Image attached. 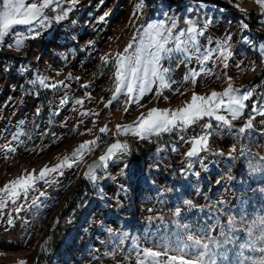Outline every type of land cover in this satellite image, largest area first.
Here are the masks:
<instances>
[{
    "label": "rangeland",
    "instance_id": "rangeland-1",
    "mask_svg": "<svg viewBox=\"0 0 264 264\" xmlns=\"http://www.w3.org/2000/svg\"><path fill=\"white\" fill-rule=\"evenodd\" d=\"M203 2L208 5L207 11L213 22L200 38L201 45L206 40L222 42L230 33L234 56L229 67L223 69L213 56L205 65L211 72L198 76L193 85L191 79L183 82L187 67L181 64L177 68L176 61H173L171 80L174 82L171 86L162 91L159 99L154 96V86L153 91L141 99L143 107L128 105L127 113L121 103L126 99L123 96L109 108H104L114 90L111 79L113 58L123 51L141 25L159 19L165 10L175 13L181 21L180 27H186L182 21L192 0H145L146 6L138 14L139 19L132 15L137 0H79L66 20L59 24L53 22L36 39L27 40L19 51L9 49L7 44L10 41L7 39L4 45H0V146L8 143L14 133H24L19 137L23 144H13L17 152L7 154L8 159L0 149V187L33 169L38 173L45 165L54 166L65 156H71L74 149L85 141L97 140L99 145L92 153L86 154L79 165L65 168L63 175L47 185L39 183L37 190L29 194V201L39 197L41 191L46 195L35 206L21 211L18 217L13 213V226L8 224L9 211L13 206L9 204L4 210L0 215V264H18L21 260L33 264L41 252L40 246L51 237L57 218L60 220L58 226L63 227L64 232L49 264H135L134 243L139 241L142 246H150L157 236L156 227H150L146 217L163 215L171 221L173 218L168 214L175 207H182L184 199L193 200L198 207L208 203L202 194L207 195L212 204L224 201L222 207L236 214L238 219L243 215L250 220L264 213V193L261 191L264 189V171H251L252 167L264 169V163L258 159L264 156V135L259 132L262 117L253 121V129L240 141L228 131L221 133L214 123L212 131L215 134L209 142L210 151L193 158L195 163L186 176L180 175L179 170L185 159L183 153L190 144L179 140L176 133L153 137L151 142L140 141L131 135L113 138L117 125L132 124L141 113L152 107L178 109L190 101L194 91L203 95L213 90L223 91L229 82L225 76L231 77L235 88L246 89L261 84V92H264V84L261 83L264 81V65L259 63L256 49L240 40L241 24L246 23L249 30L242 34L256 45L264 42V26L259 24L261 8L255 0ZM105 12L110 15L100 22ZM243 13L255 14L256 23L249 24ZM48 15L51 17L53 14L49 11ZM15 31L23 32L24 27L16 26ZM89 42L93 47H88ZM211 46L214 47L215 43ZM105 55L109 56L106 67L100 61V57ZM253 60L256 61L255 71L250 70ZM238 63L241 64L240 69L236 67ZM188 67L199 72L195 59ZM37 73L51 82L65 81L69 87L47 90L53 94V99L50 104L43 105L35 92L36 87H28V81ZM70 74L71 80L68 79ZM253 79L255 82L252 84ZM177 89L183 95L177 93ZM65 93L69 103L60 109L59 115H53ZM85 93L91 98L88 99ZM75 99H83V106L74 105ZM248 103L250 105L251 101ZM37 108L41 110L39 116L35 115ZM81 111H88L89 115L81 117ZM93 112L99 115H92ZM249 115L250 108L234 125L243 124ZM93 121H96L95 126ZM204 122L192 126L187 137L200 134ZM105 126L107 132L100 133L99 129ZM89 128L91 133L83 134ZM45 131L48 133L46 136L43 135ZM116 139L128 142L130 152L122 160L109 162L104 173L108 178L98 181L93 187L83 178V170ZM54 140L58 142L53 143ZM233 144L238 152L242 144L246 147L244 157L237 155L235 160L227 159L229 147ZM132 145L138 148L137 155ZM173 147L177 151L173 152ZM220 151L222 156L214 155ZM201 158L203 163H200ZM124 164L127 165L125 174L118 175ZM229 175L232 179H228ZM217 180L221 183L217 184ZM165 188L174 191L163 197L165 203L161 204L159 193ZM74 189L85 192L75 202L69 203V195ZM149 208L155 211L149 213ZM198 215L194 210H185L184 222L196 225ZM226 219L227 216L224 217L225 222ZM108 229L112 232L109 233ZM240 235L243 237L244 233Z\"/></svg>",
    "mask_w": 264,
    "mask_h": 264
},
{
    "label": "snow or ice",
    "instance_id": "snow-or-ice-1",
    "mask_svg": "<svg viewBox=\"0 0 264 264\" xmlns=\"http://www.w3.org/2000/svg\"><path fill=\"white\" fill-rule=\"evenodd\" d=\"M78 2L79 0H0V45H4L7 39L10 41L7 47L19 51L27 40L36 39L53 22L59 24L66 20L75 10ZM255 3L262 10L259 13L261 17L259 24L264 26V0H255ZM145 6V0H137L133 18L139 19L138 14ZM207 9L208 5L203 0H192L182 21L186 27H180L181 21L177 15L167 10L162 12L159 19L147 21L141 25L123 51L118 52L113 58L114 73L111 79L114 81V90L110 99L104 103V108H109L121 96L126 98L121 101L125 113L128 112V105L136 104L138 107H143L140 104L141 99L152 92L154 86V96L159 99L162 91L168 89L174 82L171 80V73L174 70L173 61H176L177 68L181 64L187 67L183 82L187 83L191 79L193 85L198 76L211 72V69L206 68L205 65L213 59V56L216 57L217 64L227 69L229 61L234 56L231 50V34H227L222 42L206 40L203 46L200 42V38L213 22ZM219 10L223 11V9ZM49 11L53 14L51 17L48 15ZM108 15L110 13L105 12L100 17V22H103ZM16 26H23L24 31L13 32ZM241 30V42L255 48L259 63L264 65V42L256 45L248 36L242 34L249 30L246 23L241 24ZM213 43H215L214 47L211 46ZM88 47H93L92 42H89ZM83 50L85 49H81ZM193 59L199 64V72L188 67ZM100 61L103 66H108L109 56H101ZM236 67L240 69L241 64L238 63ZM255 68L256 61L253 60L250 62V70L255 71ZM225 78L229 82L223 91L213 90L207 95L197 94L194 91L190 101L178 109L152 107L146 113H141L132 124L117 125L113 138L131 135L140 141L151 142L153 137L160 138L176 133L179 140L190 144V148L183 153L185 159L179 170L180 175H188L192 164L195 163L193 158L200 157L202 152L210 151L209 142L215 134L212 131L214 123L221 133L228 131L230 135H235L237 141H240L253 129V121L257 117L264 118V92L255 85L246 89L235 88L231 83V77L225 76ZM68 79H72L71 74ZM76 79L79 80L78 77ZM261 83L264 84V81ZM28 87L29 89L36 87L37 91L39 89L54 91L61 87L68 88L69 85L65 81L51 82L49 78L37 73L28 81ZM81 87L87 88L89 85H81ZM176 91L179 93L178 89ZM179 94L183 95V93ZM85 95L88 99L91 98L90 94L85 93ZM249 101H251L250 105ZM68 103V95L65 93L52 114L59 115L60 109ZM83 104V99L74 100V105L83 106ZM249 108L250 115L243 124L235 126L234 122L244 116ZM40 111L37 108L35 115L39 116ZM91 114L99 115L96 112ZM79 115L87 117L89 112L81 111ZM201 121H205L201 125V133L187 137L188 130ZM95 123L96 121H93V126ZM260 125L259 132L264 135V119L260 120ZM107 130L105 126L101 127L99 132L103 134ZM91 131V128L86 129V133L83 134L91 133ZM21 135L24 133L19 131L14 133L8 143L0 146V149L4 151L5 159H8L7 154L17 152V147L12 146L13 144H23V141L19 140ZM43 135H48L47 131ZM56 142L58 141H53V143ZM98 146L97 140L85 141L74 149L71 156H65L54 166L45 165L38 173L33 169L32 172H26L5 183L3 187H0V215H3L4 210L11 204L13 207L9 211L8 224L13 226L14 218L18 217L21 211L35 206L46 195L41 191L39 197L29 201V194L37 190L39 183L49 184L51 180L63 175L65 168L71 169L74 165L82 163L85 155L92 153ZM172 151L175 152L177 149L173 147ZM129 152L130 144L116 139L96 161L87 166L83 178L96 187L98 181L108 178L104 173L107 172L109 162L122 160ZM245 154L246 147L243 144L239 152L233 144L229 147L227 159L235 160L237 155L244 157ZM214 155L222 156L223 152L220 151ZM258 159L264 163V156ZM200 163H203L202 158ZM126 168L127 165L124 164L118 175H124ZM251 171L255 173L264 169L252 167ZM195 175L198 176L199 173ZM112 178L115 179V177ZM228 179L232 177L229 175ZM216 183L220 184L221 181L217 180ZM173 191L172 188L163 189L159 193L161 197L159 202L165 203L163 197ZM261 191L264 193V189ZM202 196L208 202L207 204L198 207L193 200L184 199L182 207L177 206L169 213L173 218L171 221L163 215L146 217L147 224L150 227L153 225L156 227L157 236L150 246H142L139 241L134 243L135 264H264V213L250 220L243 215H240L238 219L236 214L222 207L224 201L212 204L207 195L202 194ZM185 210H194L200 214L196 225L184 222ZM147 211L152 213L155 209L149 208ZM225 216H227L226 222ZM68 222L70 223L71 220ZM59 223L60 220L57 218L53 224V230ZM108 231L111 233L112 229ZM241 232L244 233L243 237L240 235ZM149 235L152 233L149 232ZM120 239L122 240L123 237ZM50 240L51 237L40 246L41 254H47ZM18 264H26V261L21 260Z\"/></svg>",
    "mask_w": 264,
    "mask_h": 264
},
{
    "label": "trees",
    "instance_id": "trees-1",
    "mask_svg": "<svg viewBox=\"0 0 264 264\" xmlns=\"http://www.w3.org/2000/svg\"><path fill=\"white\" fill-rule=\"evenodd\" d=\"M243 16L247 17V21L249 22V24L254 25L256 23V15L253 13H243ZM255 82V80L253 79V81H251V83L253 84ZM258 86L259 90L262 91L263 90V86L261 84L259 85H255ZM36 94L39 96V98L41 99V101L43 102V105H48L51 103L52 99H53V94L47 90H43V89H39V91H37V88H34ZM131 148L133 149V152L135 155L138 154L139 150L138 148H136V146H131ZM85 192V190H72L71 194L69 195L68 198V202L70 203L75 202L80 195ZM169 215V214H168ZM64 232V228L57 226L54 230L51 231V238H52V242L49 244L48 246V252L47 254H41L38 253V255L36 256L34 263L33 264H49L50 263V258L53 254V252L55 251V249L58 246V242L60 237L63 235Z\"/></svg>",
    "mask_w": 264,
    "mask_h": 264
},
{
    "label": "water",
    "instance_id": "water-1",
    "mask_svg": "<svg viewBox=\"0 0 264 264\" xmlns=\"http://www.w3.org/2000/svg\"><path fill=\"white\" fill-rule=\"evenodd\" d=\"M98 158H94V159H92L91 161H89L88 162V164L86 165V167L84 168V170H83V175H84V172L87 170V166L88 165H90V164H92L94 161H96Z\"/></svg>",
    "mask_w": 264,
    "mask_h": 264
},
{
    "label": "bare ground",
    "instance_id": "bare-ground-1",
    "mask_svg": "<svg viewBox=\"0 0 264 264\" xmlns=\"http://www.w3.org/2000/svg\"><path fill=\"white\" fill-rule=\"evenodd\" d=\"M98 264H99V262H98ZM115 264H117V263L115 262Z\"/></svg>",
    "mask_w": 264,
    "mask_h": 264
}]
</instances>
